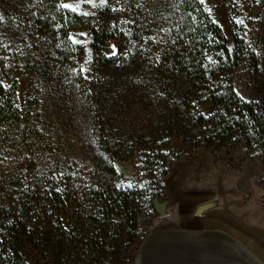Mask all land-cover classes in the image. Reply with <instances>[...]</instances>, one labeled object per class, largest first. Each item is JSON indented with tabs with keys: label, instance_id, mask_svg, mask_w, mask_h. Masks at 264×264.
Listing matches in <instances>:
<instances>
[{
	"label": "trees",
	"instance_id": "obj_1",
	"mask_svg": "<svg viewBox=\"0 0 264 264\" xmlns=\"http://www.w3.org/2000/svg\"><path fill=\"white\" fill-rule=\"evenodd\" d=\"M67 1L0 0V264H131L174 140L264 148V0H249L257 50L233 19L242 0H226L232 51L198 0H104L89 16ZM76 30L92 35L87 73ZM241 67L255 102L234 89ZM134 158L139 185L122 188L116 164Z\"/></svg>",
	"mask_w": 264,
	"mask_h": 264
},
{
	"label": "rangeland",
	"instance_id": "obj_2",
	"mask_svg": "<svg viewBox=\"0 0 264 264\" xmlns=\"http://www.w3.org/2000/svg\"><path fill=\"white\" fill-rule=\"evenodd\" d=\"M221 28L227 47L233 49V31L228 24L226 0H198ZM68 11L93 15L105 7L103 0H70ZM75 9V10H73ZM259 12L242 0L233 19L243 27L249 45L258 49L262 33ZM242 21V23H241ZM70 39L82 48L79 67L87 73L93 58L92 35L87 30L70 32ZM112 52L116 45L112 44ZM251 72L241 67L233 85L243 99L255 102ZM35 80L18 79L17 100L24 108ZM210 107L202 110L210 113ZM179 155L168 167L161 197L143 225L146 236L131 258V264H264V148L240 145L222 150H191L183 140H174ZM137 159L116 164L120 187L139 185ZM66 224L69 217H64Z\"/></svg>",
	"mask_w": 264,
	"mask_h": 264
},
{
	"label": "snow or ice",
	"instance_id": "obj_3",
	"mask_svg": "<svg viewBox=\"0 0 264 264\" xmlns=\"http://www.w3.org/2000/svg\"><path fill=\"white\" fill-rule=\"evenodd\" d=\"M102 2H103V0H102ZM201 2L203 3V0H201ZM63 7H64V8H69L70 5H68V4H64ZM73 10H75V9H73ZM241 23H242V21H241ZM73 42H74V43H80V41H75V40H74ZM113 54H115V50H114ZM81 70L84 71V69H81Z\"/></svg>",
	"mask_w": 264,
	"mask_h": 264
}]
</instances>
